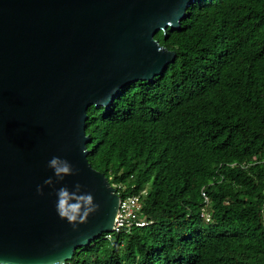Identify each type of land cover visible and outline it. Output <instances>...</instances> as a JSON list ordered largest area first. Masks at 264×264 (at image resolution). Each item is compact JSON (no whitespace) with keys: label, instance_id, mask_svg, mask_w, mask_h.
I'll list each match as a JSON object with an SVG mask.
<instances>
[{"label":"trees","instance_id":"1","mask_svg":"<svg viewBox=\"0 0 264 264\" xmlns=\"http://www.w3.org/2000/svg\"><path fill=\"white\" fill-rule=\"evenodd\" d=\"M186 13L155 35L176 53L155 82L87 109L88 162L121 198L145 191L147 224L65 264H264V0H196Z\"/></svg>","mask_w":264,"mask_h":264},{"label":"water","instance_id":"2","mask_svg":"<svg viewBox=\"0 0 264 264\" xmlns=\"http://www.w3.org/2000/svg\"><path fill=\"white\" fill-rule=\"evenodd\" d=\"M194 1L0 0V260L65 264L114 231L120 197L87 160V109L163 74L176 53L155 35ZM54 156L78 174L55 182ZM76 183L100 205L78 230L56 210V189Z\"/></svg>","mask_w":264,"mask_h":264},{"label":"clouds","instance_id":"3","mask_svg":"<svg viewBox=\"0 0 264 264\" xmlns=\"http://www.w3.org/2000/svg\"><path fill=\"white\" fill-rule=\"evenodd\" d=\"M167 23L171 26L173 21L169 20ZM48 166L54 170L55 182L63 181L66 176L76 175L79 171L74 168L70 161L59 156L52 157ZM55 182L49 177L44 181V184L54 186ZM82 187L83 185L76 183L74 191L67 186L56 189L57 213L61 219H66L74 230H78L80 224L87 223L90 215L100 209V205L95 202V198L91 193H81ZM37 192L43 195V185L37 186ZM0 264H11V262L0 260Z\"/></svg>","mask_w":264,"mask_h":264},{"label":"built area","instance_id":"4","mask_svg":"<svg viewBox=\"0 0 264 264\" xmlns=\"http://www.w3.org/2000/svg\"><path fill=\"white\" fill-rule=\"evenodd\" d=\"M145 191H141L139 194L126 196L119 200V210L117 214V219L114 227V231H119L123 228L130 229L132 226H144L147 222L138 217V212L141 209V194ZM202 217L206 220H210V214L205 209H202ZM110 235L108 234L107 237Z\"/></svg>","mask_w":264,"mask_h":264}]
</instances>
